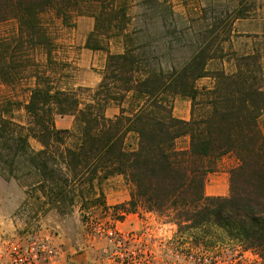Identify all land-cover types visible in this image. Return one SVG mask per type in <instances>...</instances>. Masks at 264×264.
I'll use <instances>...</instances> for the list:
<instances>
[{
    "label": "trees",
    "instance_id": "1",
    "mask_svg": "<svg viewBox=\"0 0 264 264\" xmlns=\"http://www.w3.org/2000/svg\"><path fill=\"white\" fill-rule=\"evenodd\" d=\"M81 3L100 4L102 15L118 7L106 17L107 30L113 28L111 35L121 36L125 48L108 53L96 87L58 86L51 74L34 66L24 105L28 127L8 117L11 99L0 104V172L29 178L25 185L33 187L35 198L59 212L77 200H100L103 181L122 176L131 187L129 200L120 205L126 212L141 207L169 214L181 230L220 231L264 258L262 59H232L231 72L211 69L210 44L203 41L178 64L160 61L142 29L126 28L132 20L126 0H0V22L13 19L17 25L13 45L0 42V79L13 83L15 74L34 64L29 53L21 54L27 44L45 49L51 63L54 40L42 14L51 12L53 23L68 25L74 11L85 14ZM161 4L172 15L167 1ZM94 16L85 47L106 50L99 38L105 34L101 16ZM204 78L211 85H198ZM175 96L190 100L188 120L174 115ZM113 103L119 112L109 117L106 110ZM56 115L73 116L72 128H58ZM30 138L42 147L33 148ZM182 139L187 145L179 146ZM227 154L239 161L229 171V194L207 195V176Z\"/></svg>",
    "mask_w": 264,
    "mask_h": 264
},
{
    "label": "rangeland",
    "instance_id": "2",
    "mask_svg": "<svg viewBox=\"0 0 264 264\" xmlns=\"http://www.w3.org/2000/svg\"><path fill=\"white\" fill-rule=\"evenodd\" d=\"M126 1L129 5L128 15L132 18L131 22L126 24V28L142 29L143 34H146H144L145 38L143 39L151 44L152 49L158 51L154 55L160 61L178 64L192 53L195 54L199 51L202 45L210 44L207 59H210L211 69L223 68L231 72L234 70L232 59H262L264 64V0H166L172 9V15H170L169 10H166V4H161V1L164 0L153 2H149L150 0ZM80 10L85 14H79L81 12L78 10L74 11L68 25L61 23L58 19L53 23L50 20L52 18L51 12H44L42 14L43 23L49 28L54 40L52 62L47 63L45 49L40 46L31 48L27 44L24 45L21 54L27 55L29 53L34 64L23 69L21 74H15L13 83L7 84L0 79V104L10 99L13 101L11 114L8 117L14 122L27 127L29 125V116L24 105L29 98V86L33 84V79L29 77V73L37 67L41 72L51 74L58 86L67 89H75L80 86L75 85L77 67L70 62H65L69 54L64 41L73 34H77L79 24L88 25L84 19H92L95 28L96 17L94 15L101 16L100 27L105 34H101L99 38L106 48V50H101L103 54H106V59L109 52H123L125 45L122 37L111 35L115 31L113 28L107 30L109 23L106 21V17L110 13L115 14L118 10L117 6L113 11L108 8L103 15L101 14V5L98 3L89 5L81 3ZM114 24L123 26L125 22L115 21ZM16 34L15 20L0 22V42L12 43L13 45V37ZM203 41L204 43L200 46ZM163 42L168 46L170 45V48L164 47ZM249 55L252 58H249ZM262 72L264 73V70ZM211 82L210 78H204L198 81V85L209 86ZM172 105L173 113L177 116L186 115L188 109L189 112L191 109L190 100L181 96H175L172 99ZM115 108L118 110L116 104H110L106 110L107 116L112 117V110ZM73 119L71 115H56L55 118L57 127L61 129L69 125V120L72 121L69 128L71 129ZM262 120L264 126V115ZM29 141L37 150L42 147L34 138H30ZM185 145H187L185 139L179 141V146ZM238 163L239 161L234 154H227L220 158L216 170L207 176L206 194L214 193V187L217 186L216 191L219 193L217 195H228L229 171ZM30 181L27 177L17 180L0 172L1 225L8 232L17 234L37 230L48 231L54 235L57 242L63 243L67 251L73 256L80 251V248L86 246L85 225L91 218L115 217L119 216L121 212L139 213L141 215L150 212L141 207H138L136 212H126L120 206L128 201H123V199L128 194L130 195L131 190L130 185L124 181L122 176H114L103 181L100 188L103 198L100 200L94 197L85 200L83 203L77 200L65 212H59L56 209L48 210L46 205H42L41 200H37L35 195L31 193L33 187L25 185ZM152 213L159 220L174 221L172 215ZM179 231L185 240L191 241L195 245L202 244L212 248L218 243H224L230 247L241 244L217 230L195 229L185 231L179 228ZM87 251L89 256H92L90 249Z\"/></svg>",
    "mask_w": 264,
    "mask_h": 264
},
{
    "label": "built area",
    "instance_id": "3",
    "mask_svg": "<svg viewBox=\"0 0 264 264\" xmlns=\"http://www.w3.org/2000/svg\"><path fill=\"white\" fill-rule=\"evenodd\" d=\"M85 238L86 246L73 256L48 231L10 233L0 223V264H264L256 250L241 244L195 245L175 221L152 212L91 218Z\"/></svg>",
    "mask_w": 264,
    "mask_h": 264
},
{
    "label": "crops",
    "instance_id": "4",
    "mask_svg": "<svg viewBox=\"0 0 264 264\" xmlns=\"http://www.w3.org/2000/svg\"><path fill=\"white\" fill-rule=\"evenodd\" d=\"M84 20L88 22V25L82 26L79 24L77 34H73L68 40L64 41L67 53L69 54L67 60L77 67L75 85L96 87L102 80V71L105 69L107 59L106 54H103L101 50H92L85 47L88 35L94 30V21L92 19ZM112 112L111 116L118 114L119 108L118 110L117 108L113 109ZM177 117L188 120L190 118L189 109L186 115ZM61 124H63V122H61ZM71 124L72 121L69 120V125H66L64 129H69ZM214 188L215 192L208 193L209 195L219 194L216 191L218 187L216 186ZM129 198L130 195L128 194L123 201L129 200Z\"/></svg>",
    "mask_w": 264,
    "mask_h": 264
}]
</instances>
